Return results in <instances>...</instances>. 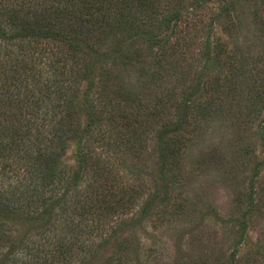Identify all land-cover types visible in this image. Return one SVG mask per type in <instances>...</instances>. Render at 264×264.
Returning <instances> with one entry per match:
<instances>
[{"label":"rangeland","instance_id":"rangeland-1","mask_svg":"<svg viewBox=\"0 0 264 264\" xmlns=\"http://www.w3.org/2000/svg\"><path fill=\"white\" fill-rule=\"evenodd\" d=\"M174 2L155 25L112 34L95 52L85 48L89 59L72 88L81 86L70 104L75 127L87 119L78 99L87 88L96 94L109 70L107 90L124 93L129 103L122 104L133 114L156 110L172 92L168 110L189 113L191 138L172 179L162 172L166 143L159 144L162 124L155 119L145 123L143 159L123 162L113 139L97 142L100 160L114 165L126 183L144 182L146 189L134 209L103 225L79 264H264V0H185L180 9L186 16L168 23ZM175 41L190 47L178 44L177 52L170 46ZM85 142H62L67 150L60 166L68 169V182L80 170ZM80 179L84 188L86 175ZM15 226L18 234L41 237L36 223Z\"/></svg>","mask_w":264,"mask_h":264},{"label":"trees","instance_id":"trees-1","mask_svg":"<svg viewBox=\"0 0 264 264\" xmlns=\"http://www.w3.org/2000/svg\"><path fill=\"white\" fill-rule=\"evenodd\" d=\"M169 2L176 8L168 23L186 16L180 9L185 0H0V264H79L95 236L103 235V225L134 209L146 189L144 182L123 181L114 165L96 155L99 141L112 144L113 139L123 162L130 156L142 158V137L149 128L145 123L155 119L162 124L159 144L166 143L163 175L176 177L177 158L191 128L188 112L172 115L168 110L172 92L156 110L133 114L122 104L129 103L124 93L107 90L105 80H112L108 70L96 94L87 88L78 99L86 122L73 125L70 105L79 98L81 86L72 88L79 67L89 59L85 48L95 52L112 34L126 36L135 25H155ZM187 43L170 46L177 51ZM39 44L43 48L37 49ZM83 137L87 142L81 149L87 151L81 154L82 172L68 182L70 173L60 166L67 150L62 142ZM83 174L87 184L81 188ZM14 179L19 181L13 185ZM25 223L42 229L39 240L33 233H17L15 225Z\"/></svg>","mask_w":264,"mask_h":264}]
</instances>
